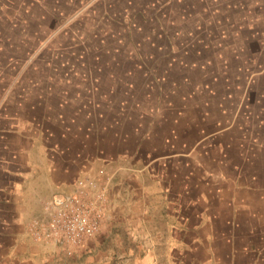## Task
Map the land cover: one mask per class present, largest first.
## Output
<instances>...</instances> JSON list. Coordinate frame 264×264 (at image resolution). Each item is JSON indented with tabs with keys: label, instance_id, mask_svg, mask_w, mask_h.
<instances>
[{
	"label": "rangeland",
	"instance_id": "rangeland-1",
	"mask_svg": "<svg viewBox=\"0 0 264 264\" xmlns=\"http://www.w3.org/2000/svg\"><path fill=\"white\" fill-rule=\"evenodd\" d=\"M82 178L108 189L101 231L29 240L38 196ZM257 188L264 0H0V264H196L172 218Z\"/></svg>",
	"mask_w": 264,
	"mask_h": 264
},
{
	"label": "crops",
	"instance_id": "crops-1",
	"mask_svg": "<svg viewBox=\"0 0 264 264\" xmlns=\"http://www.w3.org/2000/svg\"><path fill=\"white\" fill-rule=\"evenodd\" d=\"M140 144L138 145V151L142 150ZM136 148L137 146L134 147V150ZM119 153H121V155L123 154L121 149ZM114 155L115 153H113V156ZM129 158L132 159L133 157L131 156ZM138 159L140 161L141 159L144 162L146 161L143 157H139ZM146 164L144 166H146ZM83 172L84 174H88L89 170L84 169ZM54 175L53 172V176ZM67 178L68 176L65 177L64 180ZM61 182L64 188H51L50 192L48 190L49 195L53 192L66 193L73 190L74 187H70V185L66 186V183L60 181V183ZM108 186L110 185L108 184ZM254 191L257 194H252L250 199L243 197L242 192H236L235 199H230L227 194L223 192V202L219 205V211L217 213L207 211L201 221L204 222V224L202 226H197L195 224L197 233L195 226L191 225V223H195L191 219L192 217H189L186 228L183 224V226L180 225L183 223L181 218L176 216L173 217V221L168 229L173 233L172 238H179L174 235V232H179L181 227L186 229L187 232H192V236L187 237V240L185 238L181 245L182 247L187 246L189 250L195 249L193 251L195 255L193 260L196 264H204L205 260L207 264H264V202L262 204L261 200H259V196L261 199L264 197V195H260L264 194V190L257 188L253 190V192ZM110 194L112 199V196L114 197L112 190ZM44 195L45 193L40 197L38 196L35 200L38 210L37 213L25 221L21 220L23 224L22 229L25 231V235H27L26 237H28L29 240H33L28 231L29 223L34 218L43 215L45 204L50 199L47 198L49 195ZM172 247L174 248L176 246L172 244ZM173 250L171 249L172 254ZM201 253L208 255L205 257L206 259L198 257Z\"/></svg>",
	"mask_w": 264,
	"mask_h": 264
},
{
	"label": "built area",
	"instance_id": "built-area-1",
	"mask_svg": "<svg viewBox=\"0 0 264 264\" xmlns=\"http://www.w3.org/2000/svg\"><path fill=\"white\" fill-rule=\"evenodd\" d=\"M107 190L95 185L92 179H78L72 191L56 194L46 202L43 215L29 223L30 236L72 254L101 231Z\"/></svg>",
	"mask_w": 264,
	"mask_h": 264
}]
</instances>
